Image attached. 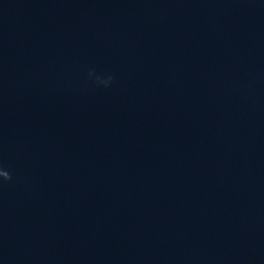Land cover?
Returning a JSON list of instances; mask_svg holds the SVG:
<instances>
[{"label": "water", "instance_id": "water-1", "mask_svg": "<svg viewBox=\"0 0 264 264\" xmlns=\"http://www.w3.org/2000/svg\"><path fill=\"white\" fill-rule=\"evenodd\" d=\"M0 264H264V0H0Z\"/></svg>", "mask_w": 264, "mask_h": 264}]
</instances>
